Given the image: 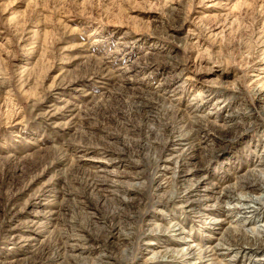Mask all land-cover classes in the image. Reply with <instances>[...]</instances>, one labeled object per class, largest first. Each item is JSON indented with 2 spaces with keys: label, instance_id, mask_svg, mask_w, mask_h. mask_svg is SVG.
<instances>
[{
  "label": "rangeland",
  "instance_id": "374dc122",
  "mask_svg": "<svg viewBox=\"0 0 264 264\" xmlns=\"http://www.w3.org/2000/svg\"><path fill=\"white\" fill-rule=\"evenodd\" d=\"M263 165L264 0H0V264H264Z\"/></svg>",
  "mask_w": 264,
  "mask_h": 264
},
{
  "label": "bare ground",
  "instance_id": "6f19581e",
  "mask_svg": "<svg viewBox=\"0 0 264 264\" xmlns=\"http://www.w3.org/2000/svg\"><path fill=\"white\" fill-rule=\"evenodd\" d=\"M185 137V136H183ZM262 163V162H261ZM253 177L256 179L247 180V182H243L242 184H237V186L230 188L229 190H225L221 193L220 199L225 200L228 204L231 205V210L229 212L235 214H241V212H245L248 214H263L264 213V197L262 195L259 197H250V196H239L237 193H243L244 191H249V193L254 192H264V165L262 169L253 173ZM263 181V182H262ZM244 194H248L247 192ZM264 196V195H263ZM192 209H195V205L190 206ZM260 207V208H259ZM199 210H204L205 208H198ZM247 225V222L238 221L236 228H233V232L230 234L229 238L225 240H216L217 243L213 244L208 250L199 252V257L197 259H203L214 255V251L216 249H220L222 252H228L230 249L234 247H238L248 254H254L255 256H259L258 253H262L260 258L264 259V225L260 227H254L251 230H244ZM173 227H176V225ZM191 243V240H185V247L181 249V251L173 253L169 255L166 253V257L163 259H174L180 260L183 262L189 261L193 256V248L194 246ZM161 257H154L153 262H156ZM196 259V260H197ZM213 264V260H210ZM264 261V260H263ZM230 263V262H229Z\"/></svg>",
  "mask_w": 264,
  "mask_h": 264
}]
</instances>
